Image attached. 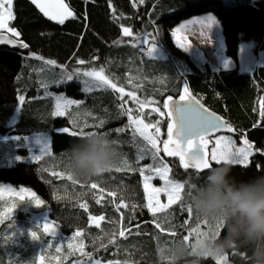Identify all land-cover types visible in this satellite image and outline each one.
<instances>
[{"label":"trees","instance_id":"16d2710c","mask_svg":"<svg viewBox=\"0 0 264 264\" xmlns=\"http://www.w3.org/2000/svg\"><path fill=\"white\" fill-rule=\"evenodd\" d=\"M65 1L74 17L59 24L46 17L31 0H13L15 19L9 25L20 33L17 38L28 48L0 46V158L3 153L8 154L9 163L0 165V185L26 187L43 202L37 212H46L64 237L62 251L53 254H59L60 260L53 264L79 260L99 264H251V250L240 247L219 254L225 255L226 263H219L217 254L208 251L202 252L211 255L208 257L187 254L176 258L175 249L182 242L190 243L192 252L200 250V245L193 246L196 234L191 232L196 229L207 228L210 240L223 236L227 229L220 222L211 224L207 220L203 225L206 219L196 216L191 204L182 202L153 215L139 171L145 163L153 162L152 150L141 137L133 139L124 110L131 109L133 117L143 116L150 121L153 117L146 114L154 106L162 112L154 119H160L168 130L171 119L165 104L171 98H180L187 87L236 128L235 136H247L259 149L247 167L231 165L230 176L237 186L242 180L264 174V66H256L251 72H243L239 65L232 70L214 71L186 57L174 46L172 37L174 28L183 21L213 13L221 24L229 56L239 63L242 42H254L256 54L264 48V0ZM123 28H129L131 35L124 36ZM159 36L188 58L195 69H182L171 58L149 57L142 42L147 39L154 44L153 39L158 40ZM86 69H103L118 89H124L125 95L121 98L109 87L83 91L84 81L95 83L83 75ZM68 76L73 79L68 80ZM129 92L151 108L133 102ZM58 94L78 102L63 116L54 115ZM21 96L25 98L23 102ZM93 131L117 142V163L101 177L78 178L68 171L70 154L64 150L75 139ZM73 132L77 134L72 135ZM43 134L51 138L48 155L34 161L14 159L17 153L28 155V141ZM10 145L18 148L9 149ZM141 150L145 151V158L137 160ZM162 155L159 152V161L174 167V179L189 181L190 169L182 166L179 157L172 162ZM203 177L200 181L206 179ZM92 184L97 187L93 189ZM27 216L29 212H20L5 225L14 222V232L41 228ZM120 232L125 235L120 236ZM45 258L50 260V255Z\"/></svg>","mask_w":264,"mask_h":264},{"label":"rangeland","instance_id":"374dc122","mask_svg":"<svg viewBox=\"0 0 264 264\" xmlns=\"http://www.w3.org/2000/svg\"><path fill=\"white\" fill-rule=\"evenodd\" d=\"M45 2H54V0H45ZM63 2L68 6L65 0H63ZM69 9L71 10L70 7ZM9 23L10 22H8V26L9 28H11ZM172 37H173L174 46L178 47L179 50L183 51L184 54L187 55L186 57H191L203 65L204 64L208 65V67L211 70H220V69L232 70L235 69L237 65H239L241 70L243 72H246L241 67L240 59H239V63H237V61L234 58L229 56L227 52L226 39L223 34L221 24L213 13L198 15L191 19L183 21L179 26L174 28V30L172 31ZM177 41H179L180 44H183L185 48L179 47ZM151 43L152 42L151 41L149 42L147 39L142 42L144 46H147V48L144 49V52L147 55L150 49L156 48L153 53V56L151 57H155L159 59L171 58L182 69L183 67H186L188 70L191 71L195 69L192 63L188 61V58L182 56L179 53V51H177V49L173 47L171 43L165 40V38L162 39L159 36L158 40L153 39L154 44ZM250 45L253 48L256 47L254 42H250ZM256 66L259 67L264 66V48L258 50ZM92 70L100 71L99 69H86L84 72L92 71ZM103 75L106 76L104 72ZM123 95H125V93ZM182 95H185V91H183ZM57 96H62L66 99L74 100L64 96V94H58ZM194 96L198 100H200L207 108L219 114L220 116L224 117L222 114L216 112L214 108L212 109V107L205 100H202L200 98V95H194ZM135 97L137 98L136 95ZM132 101L134 102L136 100L132 99ZM70 107H68L67 109H69ZM148 107L151 108V106H149L148 104H143V108L147 109ZM67 109L65 110L62 108L61 110L64 111L66 114ZM152 109H156V107L152 106ZM159 113L162 112L152 110L147 114L144 112V115L146 114L148 117L152 116L154 119L156 115H158ZM139 118L142 119L145 124L155 125L159 128L157 145L162 150L163 141L168 139L166 135L168 130H165L163 125H161V121H159L160 119H154V120L151 119L149 121L147 120V118L146 119L143 118V116H139ZM149 132H155V129L149 128ZM225 138L234 141V143L226 146ZM244 140H247L251 145H253V149H252L253 154L249 157V162H248V165H250L252 162V157L260 151L247 138V136L242 135L241 137H237L235 135H230V134H220L216 137L208 138V140H204L203 142L206 145L207 163L209 164V166H212L213 163H217L216 161L212 160V154L214 152L217 154L218 157L220 156L221 152H231V154H235L239 158L236 149L244 146L243 144ZM37 141H40V143H37ZM44 144H47V148H48L47 152L41 151V148L43 147ZM27 145L30 146L29 154L22 156V154L17 153L14 156L15 160L34 161L40 159L44 155H48L51 152V138L49 135L43 134L36 136L33 140L31 141L29 140ZM8 148L15 149L18 147L14 145H10L8 146ZM7 158H8V154L3 153L2 157L0 158L1 160L0 165L9 164L6 163ZM159 162H160L159 160L157 161L153 160V162L151 163H145L144 165H142L140 169L147 168L149 165H153L154 167H156L155 164H158ZM221 162H223V160H221L219 163ZM226 162L231 163L230 160H227ZM167 166L170 171L166 172L165 176L172 181H175L180 184H184V188L173 193L171 202L169 201V196L166 191H160L156 193L152 197L151 204L154 209H157V211H159L161 205H168V207H170L176 204L177 202L190 204V200L193 198V192L194 191L199 192L201 188L205 186V182H206V179L200 181V179H204L203 176H205L206 178V175L203 174L204 170L188 171L189 181L182 182L172 177L174 167L170 166L169 164H167ZM144 175H148L152 177L150 181H148L149 188L147 192L145 191L147 200L149 202L148 197L149 195H151L152 189H164L166 185H165V181L162 180L159 176L155 175L154 172L146 171ZM193 177L196 181H193L194 180ZM144 183L145 181L143 179V185ZM0 189H2V191H0V264H53L59 262L60 260L59 254H56L55 256H53V254H55V251L56 253H59L60 250L62 251L61 248L64 237L61 234L59 226L54 222L50 221L49 216L46 212L43 211L37 212L41 206H37L35 204V199L31 195L34 193L35 197L38 198L36 193L31 189H28L23 186H16L12 183H3L2 185H0ZM22 189L25 191H21ZM169 190L171 189L169 188ZM187 208L188 207L186 205V209ZM20 212H29L30 216H27L28 219H31L35 225L41 227L31 231V232L35 231L37 233L38 239L34 240L31 237L30 234L31 232H27V231L23 232L22 230L14 232L16 231V229H13V227L15 226L14 222L11 223L10 225L9 224L5 225L6 222L12 220L15 216L19 215ZM46 221L50 225V232L55 231L56 233L55 236L51 235L50 232L49 233L44 232L43 223ZM207 222H208L207 220H204L202 221V224L204 225ZM197 224L200 225V221H198ZM201 228L196 229L195 232H191V234L193 233L196 234L195 242L193 246L197 245L196 248H198V245H200V250L197 251L193 250V252H196L203 257H208L211 255L202 254V252L208 251V254L213 253L211 247L205 246V241L210 240V237L207 228L205 229L204 228L201 229ZM213 229H216V227H213ZM12 232L14 233L12 234ZM57 249H59V251H57ZM47 255L48 256L50 255V260H46L45 257ZM217 256L219 258L218 260L217 259L216 260L219 263L227 262L225 255L221 256L217 254ZM77 262H80V264H91V263H95L96 261L79 260V261H74L72 264H77Z\"/></svg>","mask_w":264,"mask_h":264},{"label":"snow or ice","instance_id":"6c2138e0","mask_svg":"<svg viewBox=\"0 0 264 264\" xmlns=\"http://www.w3.org/2000/svg\"><path fill=\"white\" fill-rule=\"evenodd\" d=\"M33 4L36 5L37 8L50 20H54L59 24H64L65 20L74 17V13L69 9V7L63 2V0H54V2H45V0H31ZM141 3L144 2V0H140ZM12 4L13 0H0V33L2 32H8L11 33L13 37H19L20 33L15 31L12 28H9L8 22L15 19V16L12 12ZM123 35L124 36H130L131 31L129 28H123ZM0 43H11V44H19L21 48H28V45L23 43V41L20 40H13V39H6L3 37L2 34H0ZM177 44L181 48H185L183 44H180L179 41H177ZM156 48H152L148 51L149 57L153 56V53ZM38 59H43L42 57H38ZM47 64H55V61H46ZM83 63V62H81ZM83 75L85 77H90L95 81L93 84H89V81H84L85 87L83 91H91L92 87H109L114 91H117L121 94V98L124 94L123 88H117V85L112 83L111 80H109L106 76L103 75V69L100 71L92 70L84 72ZM68 80H72V76L67 77ZM63 83V82H61ZM185 93H187V87L184 89ZM129 97H131L133 100H136V97L133 93L129 92L127 93ZM20 101H24V97L21 96ZM187 99V103L184 105L174 106L173 110L168 113V115L173 119V123H170L168 125V132L167 136L168 139L163 141V152L170 157H179V160L182 163V166L184 168H196L200 169L201 165L204 169L209 167V164L205 162L204 156L202 154V145L203 140L202 137L208 134L209 131L216 130L221 127H225L224 122L220 120L219 117L214 116V114L207 112L206 109H202L199 105L195 103V101L191 98V96H184L182 95L180 97L181 101H185ZM78 102L75 100H69L62 96L56 97V111L54 115L56 116H63L65 114L64 111L61 109H67L68 107L77 104ZM136 103L143 107V103L139 100H136ZM165 107H169L168 104H165ZM154 111H158V109H153ZM125 114L128 116L129 124L128 128L132 129L133 132V139H135L136 136H139L147 143V145L150 146L151 156L154 161L159 160V152L161 149L157 145L158 140V134H159V128L155 125H148L143 122L142 119L139 117H133L131 114V109H125ZM261 116L264 117V109L261 110ZM101 124L103 122L101 121ZM149 128H154L155 132H149ZM125 129H117L118 132H122ZM64 132L67 133L68 129H64ZM77 133L73 132L72 135H76ZM80 135H84L81 133ZM37 143H40V141H37ZM234 141H231L230 139L225 138V145H231ZM244 146L236 149V152L239 155L238 160H232L231 163L233 165H243L245 167L248 166L249 157L253 154L252 149L253 145H251L247 140L243 141ZM169 145H172L170 148ZM186 145V146H185ZM47 144H44L41 148L42 152H47ZM231 152H221L220 156L218 157L217 154L214 152L212 154V160L219 163L221 160L227 161L230 159ZM145 158V151L141 150L137 156V160H143ZM126 163V162H125ZM141 175L143 176V179L145 181L144 188L147 192L149 188L148 181L152 178L151 176L144 175V173L147 172H154L155 175L159 176L162 180L165 181L166 187L164 189H152L151 195H149V203L148 207L149 210L153 212V215H155V212L157 209H154L151 204L152 197L160 192V191H166L169 196V201H172V195L174 192L181 190L184 188V184L177 183L175 181H172L168 179L165 176V173L170 171L168 169L167 164H165L162 160L160 161L159 165L154 167L153 165H149L147 168H141L140 170ZM70 178V177H69ZM91 187L95 189L97 187L96 184H92ZM169 188L171 190H169ZM2 191V189H0ZM25 191V190H21ZM32 197L35 199V204L37 206L42 205V201L39 200V198L35 197V194H31ZM158 203V201H157ZM168 205H161L159 210H163L167 208ZM190 211V209H189ZM100 219H103V217H100ZM157 228H160V224L156 225ZM43 230L45 233L50 232V225L46 221L43 223ZM31 237L35 240L38 239L37 233L35 231L31 232ZM51 235L55 236V231L50 232ZM124 232H120V236H124ZM171 235H174L172 233ZM187 238V237H186ZM174 242V241H173ZM59 251V249H57ZM77 264H80V262H77ZM95 264H99V261H96ZM109 264H112L110 261Z\"/></svg>","mask_w":264,"mask_h":264},{"label":"clouds","instance_id":"9594fccd","mask_svg":"<svg viewBox=\"0 0 264 264\" xmlns=\"http://www.w3.org/2000/svg\"><path fill=\"white\" fill-rule=\"evenodd\" d=\"M64 151L70 154L68 171L82 179L108 173L116 165L119 154L117 142L98 131L75 139ZM238 159L231 154L229 160ZM231 165L223 161L206 169L205 186L193 192L191 208L202 219L211 224L220 222L227 229L223 236L206 240V247L216 254L232 247L251 250V264H264V174L242 180L238 187L230 176ZM187 254L198 255L192 252L190 243L182 242L175 249V256L179 259Z\"/></svg>","mask_w":264,"mask_h":264},{"label":"water","instance_id":"95a60500","mask_svg":"<svg viewBox=\"0 0 264 264\" xmlns=\"http://www.w3.org/2000/svg\"><path fill=\"white\" fill-rule=\"evenodd\" d=\"M3 35L4 38L8 39H13V40H20L17 37H13L10 33L8 32H2L0 33ZM21 41V40H20ZM1 47H7L10 49H14V50H21L23 48H21L19 46V44H11V43H0ZM239 59H240V64L241 67L244 71H252L255 69L256 64H257V54L254 48H252V46L250 45V43L248 41H244L241 43L240 48H239ZM184 96H191V98L195 101V103L197 105H199L202 109H206L207 112L214 114V116L219 117L220 120H222L224 122L225 127H221L218 128L216 130L213 131H209L207 135H205L204 137L207 138H213L216 137L220 134H230V135H236L238 133V131L236 130V128L230 123L228 122L226 119H224L222 116H220L219 114L215 113L214 111L210 110L209 108H207L200 100H198L191 92L187 91V93H185ZM187 103V99L185 101H181L180 98H171L167 101V104L169 105V107H167L168 112L173 110L174 106H179V105H184ZM171 119V123H173V119L170 117ZM186 146V145H185ZM202 154L204 156L205 162L207 163V155H206V151L205 148L202 145ZM196 169V168H194ZM203 166L201 165L200 169H196V170H203Z\"/></svg>","mask_w":264,"mask_h":264},{"label":"bare ground","instance_id":"6f19581e","mask_svg":"<svg viewBox=\"0 0 264 264\" xmlns=\"http://www.w3.org/2000/svg\"><path fill=\"white\" fill-rule=\"evenodd\" d=\"M11 34V33H10ZM250 43V42H249ZM253 48V47H252ZM161 152H163V150H161ZM164 153V152H163ZM165 155V156H164ZM164 155H162V156H164V157H166V158H171V161L173 162L174 160V157H170V156H167L165 153H164ZM188 169H190V170H196V169H194V168H191V167H189Z\"/></svg>","mask_w":264,"mask_h":264},{"label":"flooded vegetation","instance_id":"af4514ba","mask_svg":"<svg viewBox=\"0 0 264 264\" xmlns=\"http://www.w3.org/2000/svg\"><path fill=\"white\" fill-rule=\"evenodd\" d=\"M202 140H203V141H204V140H208V138H207V137H202ZM169 147L171 148L172 145H169ZM203 147L205 148V151H206V145H205L204 142H203Z\"/></svg>","mask_w":264,"mask_h":264},{"label":"crops","instance_id":"0c3cea01","mask_svg":"<svg viewBox=\"0 0 264 264\" xmlns=\"http://www.w3.org/2000/svg\"><path fill=\"white\" fill-rule=\"evenodd\" d=\"M214 71H220V70H214Z\"/></svg>","mask_w":264,"mask_h":264}]
</instances>
